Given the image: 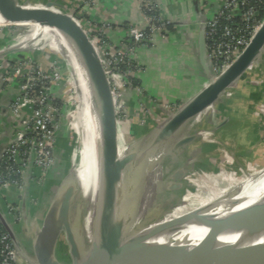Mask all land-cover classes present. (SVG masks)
Segmentation results:
<instances>
[{
	"label": "water",
	"instance_id": "obj_1",
	"mask_svg": "<svg viewBox=\"0 0 264 264\" xmlns=\"http://www.w3.org/2000/svg\"><path fill=\"white\" fill-rule=\"evenodd\" d=\"M52 7L54 3L40 7L23 5L18 0H0V14L10 24L37 23L56 28L69 37L94 82L104 123L102 168L107 180L105 207L108 210L118 182L123 179L124 171L135 155H128L127 150L122 157L118 153L119 124L114 99L101 59L89 36L72 16L54 11ZM201 50L210 61L205 25ZM263 50L264 21L244 51L220 75H212L209 83L179 108L169 126H186L214 106L260 58ZM95 98L96 94H92L91 99ZM60 142L55 166L67 160L65 146H61ZM3 149L4 145H1L0 156ZM27 178L18 225L24 239L11 229L1 213L0 218L29 264H238L264 251V193L216 200L181 215L157 230L145 231L126 244L121 243V237L127 222L118 223L115 229L108 231V220L104 216V230L109 238L92 244L91 250L83 251L78 233L70 223L71 203L75 194L70 177L64 176L53 188L51 199L39 206L40 216L36 218L31 214L30 175ZM62 233L70 249L66 255L69 261L58 254L57 245Z\"/></svg>",
	"mask_w": 264,
	"mask_h": 264
},
{
	"label": "crops",
	"instance_id": "obj_2",
	"mask_svg": "<svg viewBox=\"0 0 264 264\" xmlns=\"http://www.w3.org/2000/svg\"><path fill=\"white\" fill-rule=\"evenodd\" d=\"M18 1L35 6L38 3L45 5L55 3L57 0ZM154 1L161 9L164 18L170 22L171 28L167 29L165 34L154 35L151 43L140 45L136 48L135 60L141 66V70L134 75L137 80V86L136 88H126L122 97L129 120H133L132 124L129 125V129L133 128L132 132L139 128L135 124L138 119L145 117L148 120L147 122L153 123L155 119L165 115L168 107L170 108L177 104L184 105L190 101L209 83L211 76L216 73L213 64L202 54L201 41L204 31L203 24L213 18L222 1ZM61 3V9H58V11L69 16L80 15L90 21L93 33L97 34L99 29L104 28V38L99 40L101 44H103L102 42L107 43L112 53H115L127 39L128 27L137 26L142 29L147 27L137 0H91L89 3H85L83 0H61ZM5 23L8 25L6 21ZM16 31L18 30L16 29ZM16 31L9 29L8 26L3 25L0 21V52L8 49L4 47L15 40ZM28 33L30 34V29L20 35L15 42L23 44L24 47V44L26 45L28 42ZM1 48L4 49L1 50ZM37 49L38 51L46 50L44 48ZM11 52L0 59V66L5 67L8 63H12L15 60L17 52ZM249 70L253 69L250 68ZM248 71L239 81L241 83H239L240 85L237 88V96L222 101L226 103L215 105L216 110L212 112L214 117L210 118L209 115L205 123V129L210 128L211 126L209 125H212V127L214 125L215 128L213 131L204 134L202 142L204 145L212 143V146H216L218 150L223 147V151L228 150L229 146H232L230 142L235 143V152L240 157L244 156L253 161L255 158L254 153L264 150V82L258 86L254 85L251 79L250 83L245 81L246 78L252 76L250 74L252 71ZM69 73L71 82L68 89L73 93V104L78 109L79 95L70 70ZM246 74H249V76ZM2 79L0 75V100L6 102L17 97L19 95V81L14 80L9 84H5ZM142 103L145 104V109L141 108ZM2 121L9 128L11 121L7 113H4ZM119 127L118 135L120 134ZM124 128V130H127L126 127ZM212 136L214 137L213 141L208 139L209 137L213 138ZM227 145L228 148L225 147ZM124 148H126L125 145H120L119 151ZM204 151L203 149L194 148V151H192L193 157L202 156L204 158L202 154ZM62 163L64 162L53 167L54 169L50 170L43 180L39 172L34 173L35 180L32 184H37L42 189L37 191L38 195L36 197L30 191V198L34 201L31 205L33 217L40 216L39 208L46 200L49 201L51 199L53 188H56L61 182L62 179L60 178L63 176H59L60 172H62L59 168L63 166ZM58 170L59 172H57ZM200 181L206 185L211 182L206 176H202ZM53 185L54 187L52 188ZM233 188L235 187L229 186L225 189L210 188V192L215 197H219L220 194ZM210 200H200L199 205L203 206ZM179 210L180 208H173L167 215L178 214ZM23 232H25V229ZM18 236L24 239L21 231L18 232ZM62 259L69 261V258Z\"/></svg>",
	"mask_w": 264,
	"mask_h": 264
},
{
	"label": "rangeland",
	"instance_id": "obj_3",
	"mask_svg": "<svg viewBox=\"0 0 264 264\" xmlns=\"http://www.w3.org/2000/svg\"><path fill=\"white\" fill-rule=\"evenodd\" d=\"M21 4L28 5L27 3ZM61 5V0H57L54 3V7H52V9L61 13V11H58V9H61ZM31 6H33V4ZM37 6L46 7V5L42 3H38ZM28 27L29 28L23 27L21 25H9V29L13 31H16L17 29L18 31H16L17 35L15 36V40L8 43V45H6L4 48L10 49L18 37L23 32H26L30 29V34L28 33L27 35L28 42L26 45L24 44L25 47L19 50L15 48L11 53L16 51V60L19 57L23 58L24 60L28 59V61H31L35 68L44 69L49 73H53V71L60 72L62 77V81H60V83L64 84V87L61 90V98L64 104L63 116L65 117L66 121L64 132L67 133L70 138L68 139L67 137H64L60 142L61 146L62 144L65 146L67 160H65L64 163H62L63 166L59 168L62 170L59 176H63L59 178L63 179L64 176L67 175L68 178L70 177V185L75 190L70 209V223L78 233L79 243L83 251L91 250L93 245L89 241L88 232L85 228V220L89 216L90 212V201L87 200L86 197L91 191L83 190L82 184L77 174L79 171V176L84 181V184L88 182V172L85 168V161H83L84 155L82 150L83 147L81 143L82 137L80 128L81 121L79 120L80 118L78 119L79 108H75L73 104V93L68 89L69 83L71 82L70 73L67 68L68 65L57 48H50L45 42L42 41L46 36H44L45 33H42L39 30L37 25L32 24ZM4 48H1V50ZM37 48H44L46 50L38 51ZM3 68L4 67L0 66V70ZM251 69L253 70L249 71H252L250 73L252 76L246 78L245 81L250 83L251 79L254 85H262L264 82V57L261 56L258 58V60H256V62L252 65ZM246 75L249 76V74ZM239 81L229 88L225 95L222 96L216 104L226 103L222 101L227 98L236 97L238 93L237 88L240 85L239 83H241ZM66 98L69 102H66ZM215 105L203 112L198 118L186 124V130L184 132L186 138L185 142H183L179 148L176 149L175 160H172V155L168 156V158L166 157V161L164 163L167 161L168 162L164 166H161L160 161L150 165L147 155L144 154L145 148L150 145L153 137L157 133L158 129L163 125V123L172 114L176 113L183 105L177 104L173 107H168L165 115L159 119H155L153 123L147 122L148 120L145 117L138 119L135 123L139 127L136 130L137 132H132L133 128L129 129V125L132 124L133 120H129L127 113H123V115L116 113L117 119L120 123V134L118 135L119 146L125 145L127 148L126 153L128 155H135L123 174V179L127 184L125 194L129 204L124 215L125 220L129 225L135 218L139 208L143 209V214L140 220H137L138 225L140 226V234L144 231H147L148 226L149 230H157L161 228H158V225L161 224V221H158V218L163 217L170 210H172V208H180V210L178 214L169 216L167 224L179 219L181 215L201 209L216 200L232 195L250 183L255 175H258L264 171V150L256 151L254 153V160L250 161L244 156L240 157V155L235 152V143L230 142L232 146H229V148L228 145L230 144L225 146L229 151H223V147L219 148L218 150L216 146H212V143H207L204 145L202 142L204 134H207L206 132L213 131L215 128L214 125L213 127L212 125H209L211 127L205 129V123L207 122L209 115L210 118L214 117L212 112L216 110ZM141 106L142 109H145V104L142 103ZM124 127H126L128 131L124 130ZM210 137L208 139H212L211 141H213L214 137ZM194 148L205 150L202 152L204 158H202V156L194 158L192 152L194 151ZM187 152H189V161L187 160V164H184L183 162L185 161L182 160V156ZM118 153L121 155L123 152L120 153L118 150ZM37 172L38 170L36 173ZM57 172H59V170ZM63 173L65 174L63 175ZM187 173V181L185 180V182H181L180 184L177 183L182 177H185ZM202 176H206L211 182L207 185L201 182L200 178ZM229 186L235 188L220 194L219 197H215V195L210 192V188L225 189ZM53 187L54 185L52 188ZM40 189L42 188H40L37 184H32L31 192L36 197L38 195L37 191ZM10 194L11 193H8L6 190H2L0 191V198ZM203 199L211 200L205 205L200 206L199 201H202ZM123 210H125V208L122 205L120 207H116L117 214ZM57 250L59 254L61 253L60 257L68 258L66 255L69 253L70 249L66 242L64 233H62L59 237Z\"/></svg>",
	"mask_w": 264,
	"mask_h": 264
},
{
	"label": "built area",
	"instance_id": "obj_4",
	"mask_svg": "<svg viewBox=\"0 0 264 264\" xmlns=\"http://www.w3.org/2000/svg\"><path fill=\"white\" fill-rule=\"evenodd\" d=\"M137 1L147 27H128V37L115 53L107 43H100L104 28L95 34L90 21L80 15L72 16L87 33L101 59L119 115L127 113L123 93L126 88H136L132 78L141 70L135 60L136 48L151 43L156 34H165L170 25L154 0ZM221 1L213 18L204 23L208 57L217 75L244 51L264 21L257 16L264 0ZM0 75L5 84L19 81V95L6 102L0 100V146L4 145L0 156V191L11 193L0 198V213L16 231L27 177L30 175L32 187L34 173L38 170L43 180L57 162L58 143L65 137L61 98L64 84L60 83L59 71L49 73L35 68L31 61L20 57L1 69ZM4 113L10 117L9 128L2 121ZM20 249L0 218V264H29Z\"/></svg>",
	"mask_w": 264,
	"mask_h": 264
},
{
	"label": "bare ground",
	"instance_id": "obj_5",
	"mask_svg": "<svg viewBox=\"0 0 264 264\" xmlns=\"http://www.w3.org/2000/svg\"><path fill=\"white\" fill-rule=\"evenodd\" d=\"M0 21L5 26L12 25L7 22L1 16V14ZM5 21L8 23V25L5 23ZM32 24L37 25L39 27V30L42 33H45V39L41 40L45 42L50 48H57L63 56L74 79L75 87L79 95L78 119L80 118L79 120L81 121L80 128L82 137L81 143L83 147L82 150L84 155L83 161H85V168L88 172V182L84 184V181L79 176V171L77 174L82 184L83 190L91 191L86 197V199L90 201L89 216L85 220V228L88 232V238L91 244H99L101 242H104L105 239L109 238L104 230V216H106L108 220V231H112L113 229H115V226L118 223H126L125 216H123V214L127 211V208L129 206L125 194L127 184L124 179L121 178L119 180L114 198L107 210L105 207V188L107 180L106 176H104L102 168L104 123L101 115L100 99L97 88L91 77L89 76L80 55L78 54L73 42L69 37H67L64 33L56 28L44 27L37 23L22 24L21 26L27 28ZM15 48L17 50L22 49L23 44H18L17 42H15L13 46L10 47V49L8 48L1 51L0 59H2V57L7 55ZM261 56L264 57V50L262 51L260 57ZM92 94H96V98L94 100L91 99ZM224 95L225 94H223V96ZM174 114H172L168 118V121H166V123L158 129L150 145L145 148L144 154L147 155L150 165L160 161L161 166H164L168 162L167 161L166 163H164L166 161V157L168 158V156L171 155L172 160H175L176 148L180 143L184 141V139H186L184 137V132L186 130L185 124L175 127L169 126L171 124L172 118L174 117ZM126 150L127 148H124L122 151H120V153L123 152L120 155L121 157L126 152ZM188 156L189 152L185 153L182 156V160L185 161L183 162L184 164H187L186 161L188 160ZM182 167L185 168L184 166ZM187 175L188 173L177 183L180 184L181 182H185V180L187 181ZM261 193H264V171L258 175H255L252 178L251 182L248 183L245 187L226 198L236 199L239 197H247L252 195L254 196ZM121 205L124 206L125 210L117 214L116 207H120ZM142 210L143 209L139 208L133 221L129 225L126 223V225L123 227L121 237L122 244L129 243L140 235V226L138 225L137 220H140L143 214ZM169 216L170 215L165 214L163 217L158 218V221H161V224L158 225V228L167 225ZM148 230L149 229H147V231ZM238 264H264V251Z\"/></svg>",
	"mask_w": 264,
	"mask_h": 264
},
{
	"label": "trees",
	"instance_id": "obj_6",
	"mask_svg": "<svg viewBox=\"0 0 264 264\" xmlns=\"http://www.w3.org/2000/svg\"><path fill=\"white\" fill-rule=\"evenodd\" d=\"M257 16L261 19H264V4L259 8V10L257 11ZM171 28V25L168 26V29ZM132 82L135 86H137V80L135 78H132ZM66 102H69L68 99L66 98ZM71 135V134H70ZM69 135H67L66 133V137H68Z\"/></svg>",
	"mask_w": 264,
	"mask_h": 264
},
{
	"label": "flooded vegetation",
	"instance_id": "obj_7",
	"mask_svg": "<svg viewBox=\"0 0 264 264\" xmlns=\"http://www.w3.org/2000/svg\"><path fill=\"white\" fill-rule=\"evenodd\" d=\"M16 229V231H17V233H18V229L17 228H15Z\"/></svg>",
	"mask_w": 264,
	"mask_h": 264
}]
</instances>
